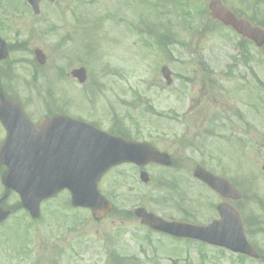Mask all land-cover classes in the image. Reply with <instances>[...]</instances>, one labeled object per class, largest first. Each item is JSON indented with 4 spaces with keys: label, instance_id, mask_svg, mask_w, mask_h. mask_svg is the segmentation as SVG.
Masks as SVG:
<instances>
[{
    "label": "rangeland",
    "instance_id": "374dc122",
    "mask_svg": "<svg viewBox=\"0 0 264 264\" xmlns=\"http://www.w3.org/2000/svg\"><path fill=\"white\" fill-rule=\"evenodd\" d=\"M209 2L190 1L191 10L204 13L197 18L195 10L191 25L184 18L189 9L178 0L43 1L37 17L26 0H0V35L15 47L0 65L13 72L1 81L7 96L19 99L35 120L55 104L69 116L102 120L109 131L110 113H116L134 140L152 143L178 164L169 171L148 167L149 185L133 166L112 171L100 189L116 211L102 222L89 211L69 210L67 193L44 204L38 222L14 214L0 228V264H113V252L129 264H256L151 235L126 216L143 207L167 221L204 226L218 219L216 207L224 201L193 179L201 166L244 195L231 202L244 220L264 219V48L250 44L243 52L238 35L208 21ZM223 2L264 25V0ZM36 49L47 57L44 66L35 60ZM164 66L173 75L170 86ZM82 67L88 81L79 86L70 73ZM163 176L180 179L179 195L156 188ZM4 193L0 181V197ZM18 202L11 194L7 205ZM248 239L264 249L263 234ZM23 247L30 257H19Z\"/></svg>",
    "mask_w": 264,
    "mask_h": 264
},
{
    "label": "water",
    "instance_id": "95a60500",
    "mask_svg": "<svg viewBox=\"0 0 264 264\" xmlns=\"http://www.w3.org/2000/svg\"><path fill=\"white\" fill-rule=\"evenodd\" d=\"M41 0H29L35 13H39ZM54 1V0H50ZM211 15L214 20L221 21L224 25L232 27L238 34L252 40L258 47L264 45V30L253 28L248 22L238 20L221 3L214 0L210 4ZM8 56L6 44L0 39V61ZM36 57L41 64L45 63V56L37 51ZM168 84H171L170 72L167 68L162 71ZM80 84L87 80L86 70L80 69L72 72ZM18 107L12 102H6L2 98L0 104V116L5 115V109ZM59 122H69V131L72 135L69 146L74 149L75 157L71 161H58L59 171L54 176H39L35 172L36 160L28 159L31 151L29 146H18L12 142L17 137H9L0 150V166L6 165L8 171L2 177L3 185L16 191L24 207L33 218L40 215L41 201L55 197L58 192L69 189L72 193V204L75 207H90L97 220L101 219L111 208L109 203L98 195L97 184L101 176L108 169L123 164L135 163L147 165L150 162L164 166L171 165V159L166 154H160L149 145L126 143L121 139L108 136L94 128L80 122L72 121L65 117H58ZM68 126V123H65ZM25 156V158H24ZM195 177L206 183L211 189L224 198L239 200L237 190L225 179L215 177L202 168H197ZM148 181L147 176L144 177ZM221 221L214 222L206 228H199L182 224H167L152 215H147L144 210L137 211V215L143 218L144 223L155 226L177 237H188L211 245L224 247L235 253H243L255 256L246 241L243 226L239 215L228 205L218 208ZM10 212L4 211L0 202V224L9 216Z\"/></svg>",
    "mask_w": 264,
    "mask_h": 264
},
{
    "label": "flooded vegetation",
    "instance_id": "af4514ba",
    "mask_svg": "<svg viewBox=\"0 0 264 264\" xmlns=\"http://www.w3.org/2000/svg\"><path fill=\"white\" fill-rule=\"evenodd\" d=\"M29 120L34 124L35 129L33 130H28L26 135L30 138H34L35 141H38L39 144L43 143V142H48L51 138H53L55 136V133H53V131L55 130L53 125H49L47 124V127L44 128V126H39L40 122L43 120V118H47V119H52L54 116L59 115L62 111H60V109L56 108V107H50V108H46L44 114H42L39 118H37L36 120L33 117V114L28 112L25 110ZM9 121H13L16 120L14 118H9ZM100 120H93L92 122H94L96 124V126H98L100 123L98 122ZM102 121V120H101ZM7 132L5 130V128L3 127V125L0 122V146L3 144L5 138H6ZM146 229H148V227L143 226ZM149 230V229H148ZM254 248L256 249V251H258V253L261 255V258L259 261H255L256 264H260V262H262L264 259V249L260 246L255 245Z\"/></svg>",
    "mask_w": 264,
    "mask_h": 264
}]
</instances>
